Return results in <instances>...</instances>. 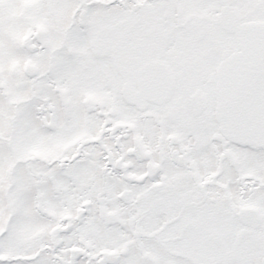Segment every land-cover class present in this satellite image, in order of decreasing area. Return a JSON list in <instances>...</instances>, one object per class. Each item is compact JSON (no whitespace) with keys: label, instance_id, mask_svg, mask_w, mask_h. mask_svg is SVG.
I'll return each instance as SVG.
<instances>
[{"label":"snow or ice","instance_id":"1","mask_svg":"<svg viewBox=\"0 0 264 264\" xmlns=\"http://www.w3.org/2000/svg\"><path fill=\"white\" fill-rule=\"evenodd\" d=\"M0 264H264V0H0Z\"/></svg>","mask_w":264,"mask_h":264}]
</instances>
